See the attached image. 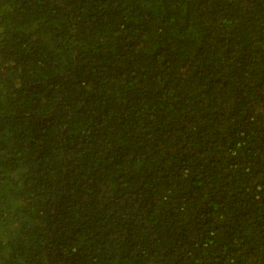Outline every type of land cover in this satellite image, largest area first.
Returning a JSON list of instances; mask_svg holds the SVG:
<instances>
[{
    "label": "trees",
    "instance_id": "obj_1",
    "mask_svg": "<svg viewBox=\"0 0 264 264\" xmlns=\"http://www.w3.org/2000/svg\"><path fill=\"white\" fill-rule=\"evenodd\" d=\"M0 264H264V0H0Z\"/></svg>",
    "mask_w": 264,
    "mask_h": 264
}]
</instances>
